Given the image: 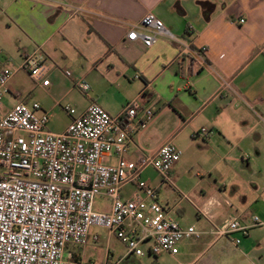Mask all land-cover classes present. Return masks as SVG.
<instances>
[{"label":"crops","instance_id":"1","mask_svg":"<svg viewBox=\"0 0 264 264\" xmlns=\"http://www.w3.org/2000/svg\"><path fill=\"white\" fill-rule=\"evenodd\" d=\"M71 6L81 11L73 13ZM147 12L174 36L187 37L192 46L204 45L208 67L183 76L174 61L177 45L171 40L159 37L149 47L139 39L126 40L127 26ZM36 51L45 55L48 85L19 68L22 56ZM4 66L15 70L8 82L14 104L1 109L0 116L19 101H36L49 115L47 129L61 133L71 116L64 110L68 119L62 127L53 119L78 90L74 81L82 79L89 90L81 91L72 108L76 114L96 102L121 118L131 100L140 103L130 119L128 159L136 158L138 147L154 153L166 141L182 151L169 181L152 167L139 178L155 188L169 216L183 227L192 226L199 237L179 241L174 255L154 256L146 244L143 253L135 255L121 242L124 249L116 252L110 246L113 234L106 230L100 236L90 227L87 244L66 245L65 259L101 263L108 256L117 264H264V226L252 222L253 215L264 219V191H258L264 179L250 169L264 146V122L255 114L263 111L264 100V0H0V69ZM17 74L29 82L17 81ZM221 80L230 87L223 88ZM144 109L154 117L143 131H136ZM200 127L211 131L209 137L196 134ZM192 158L201 170L189 169ZM115 161V156L103 158L104 163ZM258 171L264 175L261 168ZM140 191L131 181L121 194L132 198ZM161 192L165 201L159 198ZM232 217L249 226L246 235L216 233ZM94 234L99 237L95 241ZM238 237L240 243L234 245Z\"/></svg>","mask_w":264,"mask_h":264},{"label":"built area","instance_id":"2","mask_svg":"<svg viewBox=\"0 0 264 264\" xmlns=\"http://www.w3.org/2000/svg\"><path fill=\"white\" fill-rule=\"evenodd\" d=\"M71 9L73 13L81 11L76 6ZM165 27L155 14L147 12L140 21L127 26L125 39H139L149 47L159 37H166L177 45L174 61L180 75L189 77L205 70L207 48L192 46L187 37L174 36ZM44 56L39 51L24 54L19 68L31 79L48 85ZM13 72L6 66L0 69V101L9 93ZM70 73L64 71L65 76ZM73 84L82 92L89 90L82 79ZM221 84L230 87L226 80ZM260 104L263 111L255 114L264 122V100ZM139 108L138 100H131L120 118L109 115L96 102L81 114L65 105L63 109L71 119L61 133L47 129L49 115L36 101L31 105L19 101L0 116V264H117L108 256L101 263L64 258L66 245L87 244L90 227L107 230L135 255L143 253L144 244L154 256L162 252L174 255L179 241L199 237L192 226L183 227L169 216L155 188L139 178L146 167H152L162 180L169 181L181 149L166 141L154 153L138 147L136 158H127L130 119ZM143 114L145 118L135 125L136 131H143L154 117L150 109H144ZM210 133L202 127L196 132L204 138ZM107 156H115V163H104ZM131 181L141 195L123 197L121 190ZM100 196L108 203L106 210L94 208ZM252 222L264 226V219L256 215ZM248 227L232 217L216 233L246 235ZM98 238L97 234L92 236L93 241ZM233 242L240 243V238Z\"/></svg>","mask_w":264,"mask_h":264},{"label":"rangeland","instance_id":"3","mask_svg":"<svg viewBox=\"0 0 264 264\" xmlns=\"http://www.w3.org/2000/svg\"><path fill=\"white\" fill-rule=\"evenodd\" d=\"M17 75H18V76H16L17 81L20 80L22 82H27V83L29 82L28 79L26 77H23L22 74H17ZM81 95H82V92L78 89L74 96H72L69 99L64 101V105L67 103V105L71 106V108H75L77 102L81 98ZM12 104H14V102H13L10 94H6V95L4 94L1 101H0V110L1 109H7ZM67 119H68V116H67L66 112L64 111V109L59 108L58 111L56 112L54 119H53L54 120L53 123L59 127H62L64 125V123L67 122ZM245 154H247V155L251 154V156H252L253 153L249 152V151H245ZM194 159L192 158L191 160H189V162H188V164L190 165V166H188L189 169L191 171L201 170V168H198V164H200V162H196ZM191 162L193 164H191ZM259 168H261L264 171V146H263L262 155L260 156V158L257 159V161L250 163L251 171L256 172V177H260V179L262 181L264 179V175L259 173V171H258ZM246 187L249 188L251 191H253V189L250 188V186L247 185ZM258 191H260V192L264 191V181H262V183L258 185ZM158 195H159V198L161 201H165L166 198H165L164 193L161 192ZM168 200L170 201V199H168ZM171 200H172V198H171ZM94 203H95L94 207L100 206L102 209H106L108 206L106 199L101 197V196L96 197ZM91 229L94 231H97L100 234V236L106 235V230L102 229L101 227H92ZM110 246L112 248H114L116 252L122 251L124 249L123 246L120 244V242L117 240V238L115 236H112V239H110ZM98 254L100 255L101 251Z\"/></svg>","mask_w":264,"mask_h":264}]
</instances>
